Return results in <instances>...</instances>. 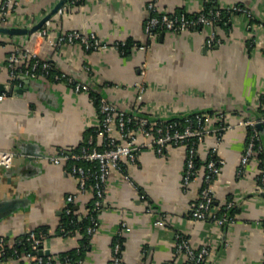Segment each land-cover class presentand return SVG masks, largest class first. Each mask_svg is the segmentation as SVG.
Segmentation results:
<instances>
[{"label":"crops","instance_id":"obj_1","mask_svg":"<svg viewBox=\"0 0 264 264\" xmlns=\"http://www.w3.org/2000/svg\"><path fill=\"white\" fill-rule=\"evenodd\" d=\"M15 1L0 25L31 27L60 0ZM215 1L240 3L253 17L237 12L216 27L161 30L150 37L145 29L150 0H79L64 5L45 24V37L37 32L0 33V92H6L0 100V150L16 153L11 167L0 165V239L13 243L46 228L49 238L44 246L56 258L54 264H72L61 255L81 250L84 234L65 236L58 229L67 196L78 191L79 179L72 162L53 163L48 157L75 151L94 135L101 123L97 98L105 97L122 110L156 121L203 114L216 126L224 114L222 121L233 127L220 139L211 133L200 143L199 174L189 187L183 185L186 145H166L162 153L144 147L135 161L125 157L121 169H111L98 231L78 264H110L123 222L130 230L122 235V264H185L186 255L177 252L179 235L195 249L210 248L206 264L263 263L264 124L258 127L262 151L241 172L250 129L239 122L264 115V52L252 43L258 38L264 45V0ZM208 4L209 0H158L157 8L193 15ZM72 29L95 32L110 44L125 39L128 47L122 52L115 47L87 50L79 43L57 46L56 37ZM213 30L221 42L209 46ZM16 48L35 50L56 69L88 83L90 91L77 92L67 81L27 75L24 71L31 63L25 64L27 60L18 63L13 77L8 57ZM22 63L25 67H20ZM137 83H143L145 91ZM94 136L100 144L102 138ZM214 147L225 160L212 182L215 208L219 212L233 201L228 209L232 221L226 224L193 215L206 173L204 162ZM92 196L91 189L79 195L76 208L81 211ZM0 264H35V257L24 253L20 258H0Z\"/></svg>","mask_w":264,"mask_h":264},{"label":"built area","instance_id":"obj_2","mask_svg":"<svg viewBox=\"0 0 264 264\" xmlns=\"http://www.w3.org/2000/svg\"><path fill=\"white\" fill-rule=\"evenodd\" d=\"M78 1L67 0L64 5L74 4ZM157 2L158 0H150L149 2L150 16L147 19L145 29L150 37H154L161 30L183 32L196 27H216L221 22L226 23L228 19L226 17L237 12L253 17L252 11L240 3L220 4L215 0H209L208 7L205 10L190 15L184 11L178 13L160 12L157 8ZM15 3V0L1 1V20L5 21L7 19L8 11ZM49 21L47 20L45 24L47 25ZM45 24L37 31L43 37L48 35V28L45 27ZM56 38V45L59 47L66 43H79L87 50H104L115 47L124 52L128 45V41L125 39L110 44L103 41L95 32L84 33L77 29L62 32ZM220 42L221 39L217 36V32L213 30L207 39V44L214 46ZM252 43L264 52V45L260 39L253 38ZM140 46L144 47L143 45ZM25 60H30L31 63L24 73L33 77L40 75L49 77L54 68L49 61L40 58L35 50L16 48L8 57L9 69L13 77L17 75L18 63ZM52 74L55 80L67 81L72 84L77 92L90 91L91 89L88 83L77 81L75 76L67 71L58 70ZM137 87L142 92L146 89L143 83H137ZM5 95L6 92H0V100ZM99 109L101 123L96 135L102 138L100 144L96 142V137L92 135L89 137L87 144L83 145L79 151H63L48 157L53 163L62 161H71L73 163L72 172L79 179V189L77 192L70 193L67 196L65 211L68 214L72 212L76 214L77 220L73 218L71 223L81 221L87 215L91 216V223L86 227V231L90 236L98 231V219L91 213L99 211L103 207L109 173L113 168L121 169V163L125 157L135 161L139 151L144 147H156L162 153L166 145H186L188 147V157L183 175V185L189 187L198 178V146L200 143L211 133H216L220 139L227 129L233 127V125L222 121L224 114L219 115L218 118L221 122L216 126H211L208 123L210 117L203 114H196L193 118L189 117L184 123L177 119L156 121L147 115L122 110L105 97H100ZM259 123L264 124V115L260 119L245 118L239 122L240 125H245L250 129L247 146L241 158V172H244L245 166L257 153L262 151L260 132L258 130ZM140 136L144 137L142 141H139ZM15 156L16 153L14 151L0 150V165L6 168L11 167ZM81 162H88L90 166L79 164ZM224 164L225 160L217 155V147H214L210 157L204 162L206 173L193 211L195 219L212 220L219 224H226L232 221V216L227 210L233 205V201L228 202L227 210L222 213L216 210L214 204L215 193L212 182L221 172ZM90 178L94 179L95 199L91 206L86 205L81 211L75 212L72 206L73 204L76 206L78 196L88 190V180ZM157 223L163 225L164 221L159 220ZM128 230H130L129 225L127 222H123L113 246V257L110 264L123 263L122 235L124 231ZM60 231L65 236H69L72 232L65 225L60 226ZM76 231H79V228ZM48 238L49 233L41 230H32L24 238H17L16 243L23 244L27 242L30 245V250L27 252L34 255L35 264H54L56 258L44 253L46 251L44 243ZM6 243L5 238L2 237L0 239V258H7L9 255L19 256L23 253L15 244L11 245L12 251L9 252L4 247ZM177 252L186 255L185 264H206L210 248L203 246L195 249L184 235H179ZM69 260V257L66 258V261L69 262ZM261 264H264V261Z\"/></svg>","mask_w":264,"mask_h":264},{"label":"trees","instance_id":"obj_3","mask_svg":"<svg viewBox=\"0 0 264 264\" xmlns=\"http://www.w3.org/2000/svg\"><path fill=\"white\" fill-rule=\"evenodd\" d=\"M228 16V15H227ZM227 18V17H226ZM221 23H224V22H221ZM3 41H1L0 40V44L2 43ZM127 47H128V45H127ZM127 47H126V49H127ZM125 49V50H126ZM25 64H27V63H30V61L29 60H27V61H25L24 62ZM20 67H25V65L22 63L21 64V66ZM19 67V68H20ZM54 68H53V70H52V73H55L56 71H58L59 69H56V67L55 66H53ZM19 72V71H18ZM51 73V75L49 76V78H53L54 79V77H53V74ZM19 78V77H18ZM17 78V79H18ZM17 79H15L14 81L16 82L17 81ZM95 96V95H94ZM99 99L100 98H97V102H98V105H99ZM179 120V119H178ZM179 121H181V122H185V120H179ZM96 132H97V130L95 129V130H93V132H92V134H94V135H96ZM90 137V136H89ZM89 139V138H88ZM88 139L82 144V146L83 145H86L87 144V142H88ZM82 146L81 147H79L77 150H75V151H79L81 148H82ZM71 162V161H70ZM72 165H73V163H71ZM79 164H81V165H84V166H90V163H88V162H81V163H79ZM200 164V162H199V160H198V165ZM93 184H94V179L93 178H90L89 180H88V189H91V190H93V196H92V198L88 201V203L86 204L87 206H91L92 205V203H93V201H94V199H95V194H94V188H93ZM73 210L76 212V211H78L79 209L78 208H76V206H75V204H73ZM227 209H223V210H221V211H219V213H222V212H224V211H226ZM100 211V210H99ZM99 211H94L93 213H91V214H93V215H95V217L98 219V213H99ZM228 211V210H227ZM73 218H75V220H77V217H76V214H74L73 212L71 213V214H68V213H66V211L64 210V216H63V221H62V224L61 225H65L68 229H70L72 232L69 234V235H73V234H75V233H77V232H80V233H82V234H84V241H83V244H82V247H81V250H77V249H71V250H69L68 252H65V253H63L62 255H61V259L62 260H65L66 261V258H70V260H69V262H71L72 264H78V262H79V259L80 258H82V254H83V252H84V250L87 248V245H88V243H89V241H90V235L87 233V231H86V227H87V225L88 224H90L91 223V216H89V215H87L86 217H84L81 221H78V222H73V223H71V220L73 219ZM79 228V231H76L77 229ZM35 230H41V231H45V232H47V233H49L48 231H47V229L46 228H38V229H35ZM58 232H59V234H61V235H63V233L60 231V228L58 229ZM27 234H24V235H22V236H20V237H18V238H24L25 236H26ZM25 242V241H24ZM13 244H15V245H17L18 247H19V249L23 252L22 254H26V253H28L27 251L28 250H30V245L27 243V242H25V243H23V244H20V243H16V240L13 242V243H6V244H4V247L6 248V249H8V251L9 252H11L12 250V248H10L11 247V245H13ZM22 254L21 255H19V256H16V255H9V257H7V258H10V257H21L22 256Z\"/></svg>","mask_w":264,"mask_h":264},{"label":"water","instance_id":"obj_4","mask_svg":"<svg viewBox=\"0 0 264 264\" xmlns=\"http://www.w3.org/2000/svg\"><path fill=\"white\" fill-rule=\"evenodd\" d=\"M67 2V0H60L55 7L47 13L38 23L34 24L31 27H20V26H5L0 25V33L9 34V35H30L37 32L47 20H50ZM263 123H259L258 127H262ZM42 253V251H40ZM45 254H49V251H44Z\"/></svg>","mask_w":264,"mask_h":264}]
</instances>
